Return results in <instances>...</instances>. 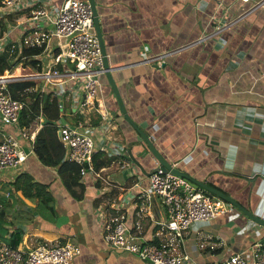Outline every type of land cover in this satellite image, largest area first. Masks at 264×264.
<instances>
[{"label":"crops","instance_id":"1","mask_svg":"<svg viewBox=\"0 0 264 264\" xmlns=\"http://www.w3.org/2000/svg\"><path fill=\"white\" fill-rule=\"evenodd\" d=\"M61 1L33 0V8L45 3V9L53 13ZM94 3L111 76L131 120L172 166L231 195L264 219V0ZM23 12L27 16L28 11ZM19 15L3 17L7 16V45L22 32ZM34 25L33 31L38 26L51 28L43 19L37 27ZM154 54H162L160 65L147 59ZM33 59L35 65H27L33 72V91L22 94L28 98L31 94L54 97L59 112L56 120H84L85 113L72 101L73 81L45 82L40 75L48 67L50 52L45 49ZM15 63L7 71L12 76L22 75L20 65ZM57 68L63 71L60 64ZM96 100L98 110L86 108L94 129L93 165L115 185L94 181L90 174L75 183L68 178L64 182L55 167L42 164L29 150L18 167L0 170V213L4 208L2 217L7 228L0 242L32 247L40 242L67 241L78 248L70 264H151L135 254L111 248L103 239L95 212L99 202L130 194L133 190L124 191L122 187L133 179L140 177L141 184L147 186L144 174L159 162L123 117L105 73L100 76ZM100 112L112 116L106 130L101 128ZM35 119L37 123L49 119L44 118L40 103ZM2 132L17 133L7 124H0V136ZM115 148H119V154ZM123 153L128 164L117 163L116 157ZM21 171L49 185L53 211L40 208L34 199L13 190L11 182ZM149 207L147 216L140 220L142 238H161L163 233L149 217L159 219L162 207L155 198ZM124 208L127 222L134 223L137 218L133 206ZM262 236L264 227L230 204L226 212L210 220L191 223L177 251L195 264H215L239 250L249 259V246Z\"/></svg>","mask_w":264,"mask_h":264},{"label":"built area","instance_id":"2","mask_svg":"<svg viewBox=\"0 0 264 264\" xmlns=\"http://www.w3.org/2000/svg\"><path fill=\"white\" fill-rule=\"evenodd\" d=\"M46 5L43 3L33 8V0H0V18L11 13L28 11L27 16L19 20L22 32L14 39L15 42L7 45L6 32L3 31L0 35V53L9 54L12 61L17 59V65H20L23 72L36 54L24 55L21 53L22 49L41 46L39 53L45 49L50 52L48 67L40 75L45 82L73 81L75 92L72 101L86 116L84 120L76 123L56 119L51 122L64 148L63 158L79 166L80 179L90 174L94 181L115 185L108 175L101 174L93 165L94 129L86 110L90 108L96 111L100 107L96 96L100 76L105 69L98 38L91 31L93 15L90 3L88 0H62L53 13L45 9ZM42 19L49 22L51 28L39 27L38 21ZM34 23L38 27L33 31ZM14 52L15 55H12ZM147 59H154L160 65L162 54L150 55ZM22 60L27 62L24 64ZM58 64L63 71L57 68ZM7 72L4 69L0 74V124L13 125L17 133H1L0 170L16 168L21 164L27 152L33 150L35 131L42 125V120H39L30 132L20 127V114L22 110L29 109V98L25 99L22 93L33 90L30 86L26 87L21 92L17 91L20 97H15L7 86L12 77L33 79V72H23L18 76ZM100 113L101 128L106 130L112 116L109 112ZM114 152L119 154V148H115ZM123 156L124 153L116 157L117 163L128 164L129 159ZM144 175L147 186H143L141 178L138 177L122 187L124 191L133 190L130 194L122 195L116 201L97 204L95 213L103 239L111 248L135 254L151 264H195L186 254L177 251L185 232L193 222L207 221L226 212L231 203L201 186H194L183 176L159 165ZM261 177L264 179V173H261ZM154 198L161 205L163 214L159 219H149L163 233V237L142 238L140 220L147 216ZM125 205L133 206L137 220L132 224L127 222L128 212L125 211ZM209 247L212 245L209 244ZM248 250L249 259L245 257V251L239 250L221 258L215 264H264V242H253ZM77 251V246L67 241L59 244L40 242L32 247L13 246L1 241L0 264H70Z\"/></svg>","mask_w":264,"mask_h":264},{"label":"trees","instance_id":"3","mask_svg":"<svg viewBox=\"0 0 264 264\" xmlns=\"http://www.w3.org/2000/svg\"><path fill=\"white\" fill-rule=\"evenodd\" d=\"M21 13L22 14L20 15L19 13H11L9 15L17 14L19 15L17 18L25 17L24 12ZM6 20L7 16L5 19H3V17L0 18V35L6 28ZM41 49V46L29 47L22 49L21 53L24 55H34L39 53ZM12 55H15V52ZM8 57H10L9 54L6 53L5 55L3 52L0 53V74L3 73L4 69H10L16 64L15 62L17 59L11 62ZM35 62L36 61L33 59L28 63L29 65L33 66L35 65ZM24 68L25 69L23 72H29L27 67ZM31 84H33V80L31 79L23 81L12 80L7 83V86L12 96L20 97L17 89L22 91ZM49 97V94L42 95L41 98L39 94H31L29 97V109L22 110L19 117V125L22 127V129H26L27 132H30L32 129H34L35 125L37 124L35 117L38 113V106L40 103L44 118L49 119H44L42 121L41 127L37 130L34 136L33 152L42 164L55 167L62 181L66 182L68 178L71 183H75L80 179L78 175L79 166L76 163L68 162L63 158L64 148L62 147L61 142L58 140L55 127L51 125V122L58 117V105H54L56 102L54 97ZM11 185L14 191L19 190L24 197L30 200L34 199L36 201V205L40 208L53 211V196L49 190V185L47 183L35 180L33 175L28 171H21L18 173L11 182ZM0 201H2V197H0ZM4 212L5 210L2 208L0 213V235L7 231V228L4 226L6 222L2 217ZM11 245L15 246L14 244Z\"/></svg>","mask_w":264,"mask_h":264},{"label":"water","instance_id":"4","mask_svg":"<svg viewBox=\"0 0 264 264\" xmlns=\"http://www.w3.org/2000/svg\"><path fill=\"white\" fill-rule=\"evenodd\" d=\"M88 1L90 3L92 15H93V27H91V31H93L98 38L100 48H101V52L103 54V66L105 69L104 73H105V75L109 81V84L112 88V91L116 97L120 111H121L123 117L135 127V129L140 134L142 139L146 142L147 147L150 150V152L157 158V160L159 162V166H161L164 169H169L170 171L183 176L185 179H187L194 186H201L204 189L212 192L213 194H215V195L223 198L224 200L230 202L232 205L236 206L239 210H241L246 216H248L249 218H251L252 220L261 224L264 227V219L255 216L252 212H250L244 206H242L239 202H237L231 195L225 193L224 191H222V190H220L214 186L208 185L207 183H205L203 181L197 180L196 178L191 176L189 173H187L183 170H180V169L176 168L175 166H172L171 163L169 161H167L165 158H163V156L160 154V152L153 146V144L151 143L148 136L131 120V118L128 116V114L124 108V105L120 99L119 93L116 89L115 83H114L113 78L111 76V68L107 62L106 52H105L103 40L101 37V30H100V26H99V22H98L97 10L95 7L94 0H88ZM25 150L27 151V148H25ZM260 241L264 242V236H262Z\"/></svg>","mask_w":264,"mask_h":264},{"label":"rangeland","instance_id":"5","mask_svg":"<svg viewBox=\"0 0 264 264\" xmlns=\"http://www.w3.org/2000/svg\"><path fill=\"white\" fill-rule=\"evenodd\" d=\"M6 48V46H4V49ZM5 55H6V53H4ZM9 58V60H12L13 58H11V56L10 57H8ZM23 61V63H26V61L25 60H22ZM35 71V70H34ZM24 97H25V99L28 97V95L27 94H24ZM79 110V109H78ZM75 114L77 115V114H79V111H76L75 112ZM80 115V114H79ZM68 119H71V116H66ZM16 129V128H15ZM5 133H8V132H5Z\"/></svg>","mask_w":264,"mask_h":264}]
</instances>
